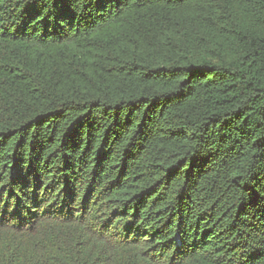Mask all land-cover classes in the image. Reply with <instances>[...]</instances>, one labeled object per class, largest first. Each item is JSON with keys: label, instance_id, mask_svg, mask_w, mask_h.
Listing matches in <instances>:
<instances>
[{"label": "trees", "instance_id": "trees-1", "mask_svg": "<svg viewBox=\"0 0 264 264\" xmlns=\"http://www.w3.org/2000/svg\"><path fill=\"white\" fill-rule=\"evenodd\" d=\"M0 264H264V0H0Z\"/></svg>", "mask_w": 264, "mask_h": 264}]
</instances>
